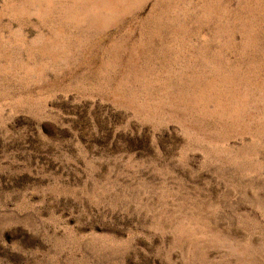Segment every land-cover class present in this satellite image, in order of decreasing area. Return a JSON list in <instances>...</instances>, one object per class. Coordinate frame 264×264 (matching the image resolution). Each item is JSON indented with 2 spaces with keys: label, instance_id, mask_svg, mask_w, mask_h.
<instances>
[{
  "label": "rangeland",
  "instance_id": "obj_1",
  "mask_svg": "<svg viewBox=\"0 0 264 264\" xmlns=\"http://www.w3.org/2000/svg\"><path fill=\"white\" fill-rule=\"evenodd\" d=\"M0 264H264V0H0Z\"/></svg>",
  "mask_w": 264,
  "mask_h": 264
}]
</instances>
